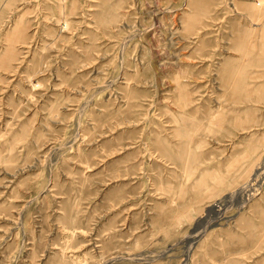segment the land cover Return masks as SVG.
<instances>
[{"label": "rangeland", "instance_id": "1", "mask_svg": "<svg viewBox=\"0 0 264 264\" xmlns=\"http://www.w3.org/2000/svg\"><path fill=\"white\" fill-rule=\"evenodd\" d=\"M0 264H264V0H0Z\"/></svg>", "mask_w": 264, "mask_h": 264}]
</instances>
